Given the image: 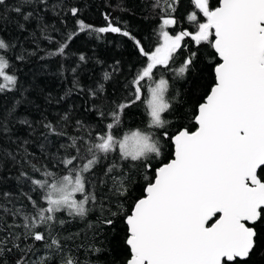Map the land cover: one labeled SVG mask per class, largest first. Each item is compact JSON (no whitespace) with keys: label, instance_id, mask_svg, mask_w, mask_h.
<instances>
[{"label":"snow or ice","instance_id":"6c2138e0","mask_svg":"<svg viewBox=\"0 0 264 264\" xmlns=\"http://www.w3.org/2000/svg\"><path fill=\"white\" fill-rule=\"evenodd\" d=\"M78 4L0 0V95L20 94L0 112V138L15 145H0V169L10 163L16 170V191L0 190V264H100L105 248L97 238L118 221L126 226L123 264H248L264 254V0H153L159 23L154 47L110 13L104 14L105 26L87 23ZM31 20L39 33L29 31ZM8 23L16 36L4 35ZM85 32L132 41L143 59L129 95H104L103 82L83 88L77 68L91 59L83 52L75 67H65L75 55L71 44ZM205 48L212 50V78L185 110L175 82L196 71ZM53 57L61 77L73 74L72 86L55 103L84 93L83 118L74 114L75 105L55 119L17 116L28 91L21 66ZM119 65L103 72L102 81H113ZM137 102L143 105L140 126L125 131L128 110ZM182 120L189 122L169 131ZM15 126H27L28 137L44 130L40 156L29 151L30 138L13 140ZM91 214L95 220L88 219ZM76 220L85 229L64 235ZM85 230L91 237L75 244ZM82 248L97 259L82 262Z\"/></svg>","mask_w":264,"mask_h":264},{"label":"trees","instance_id":"16d2710c","mask_svg":"<svg viewBox=\"0 0 264 264\" xmlns=\"http://www.w3.org/2000/svg\"><path fill=\"white\" fill-rule=\"evenodd\" d=\"M13 0H9L11 4ZM50 3H54L55 0H49ZM71 2V0H70ZM216 0H212L215 5ZM153 0H79L78 6L81 7L80 18L85 19L87 23L94 25L95 27L105 26L106 21L104 19L105 13H110L113 18H118L121 25H126L136 35L137 39H140L146 47H154L157 42V36L155 30L159 28L158 17L152 9ZM122 8L129 9V11H122ZM30 10V9H29ZM13 20H21L22 18L15 13H10ZM47 22H52L53 17L49 12L46 17ZM73 20L69 17L68 27L73 26ZM37 21L31 20L28 22L29 31L36 30L39 33V29L36 28ZM59 26V25H57ZM7 31L5 36L11 34L16 36L14 23H8L6 25ZM28 32H24L23 36H27ZM58 40L60 33H52ZM42 48H48V41L42 40ZM70 51L75 55L69 56L65 61V67H75L78 63V56L83 52L86 56L90 57L86 63H79L77 68L76 78L79 80L80 85L83 88L96 87L97 82L105 83L107 91L104 95H112L113 99H119L122 96L129 95L132 91L130 82L132 81L136 71L142 66L137 63L138 52L133 46L131 40L123 37L117 33H93L88 35L87 32L80 33L71 44ZM212 52L210 48L202 50L201 63L197 67L196 71L188 74L187 79H177L175 82V88L181 93V96L186 103L184 104L185 110H190L192 105L200 100L206 90V85L212 78L211 68L209 67V54ZM43 55V52L40 53ZM183 53L181 54L182 58ZM97 58L104 61L103 64L97 63ZM180 58L177 59L176 65L178 67ZM120 61L119 71H117L113 77V81H102V74L105 71H112L115 66V62ZM59 60L56 57L50 60L41 61L38 58H33L32 62L27 65H22L23 68L21 79L26 81L25 86L28 91L24 94L22 103L16 108L17 116H27L29 119L39 121L41 115L47 116L48 119L58 118V114H61L68 105H75V115L77 118H83V106L87 96L84 93H73V95L67 98L60 104H56L55 100L64 95L67 88L72 86L73 74L70 71H66L61 77L58 73ZM171 79V72L168 73V77ZM143 83V82H142ZM115 85V86H114ZM128 85V87H125ZM119 89L118 91L116 89ZM49 94L51 95L52 102H49ZM145 96L147 95V89H144ZM15 99H20L19 93H12L7 95H0V112L5 111L10 107ZM143 116V105L137 102L136 107L128 110L127 123L124 126V130L132 129L140 126V121ZM190 119V118H189ZM87 122L95 123L94 120ZM188 120H182L179 125L174 124L169 131L174 132L176 127L188 124ZM194 128V125H193ZM42 128H38L36 135L28 137L29 129L27 126H15V136L30 138L32 145L29 147V151L35 152L38 156L41 155L39 150V143L43 142V137L39 136L40 132H43ZM122 134V133H121ZM0 145L6 148H14L15 145L9 143L6 139L0 138ZM55 150L54 148L52 149ZM168 152L171 151L169 147ZM167 155V153H166ZM167 158H171L167 156ZM163 159V158H162ZM16 170L12 168L11 164H7L4 169H0V176L5 178V182L0 185V190L3 191H16V181L14 179ZM140 194L137 189V195ZM79 195V194H78ZM97 214H91L88 219L95 220ZM66 216V214H65ZM85 229L84 221H73L68 226V232H76ZM126 233V226L122 221H118L114 226H105L103 234L98 238V242H103L102 246L105 248L103 254L99 255L100 264H123L128 256L127 246L124 243ZM92 235L91 230H85L81 232V236L74 242L79 244L86 242L87 238ZM73 242L70 241L69 244ZM78 258L83 262L86 259L96 260L97 254H87V250L82 248L78 253ZM248 264H264V254H255L248 260Z\"/></svg>","mask_w":264,"mask_h":264}]
</instances>
